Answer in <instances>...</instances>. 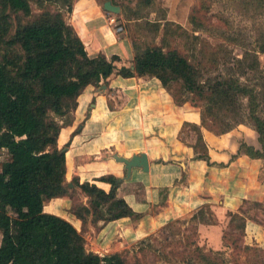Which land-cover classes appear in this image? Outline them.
Masks as SVG:
<instances>
[{
  "label": "trees",
  "instance_id": "1",
  "mask_svg": "<svg viewBox=\"0 0 264 264\" xmlns=\"http://www.w3.org/2000/svg\"><path fill=\"white\" fill-rule=\"evenodd\" d=\"M63 1L70 13L71 0ZM142 1L143 5L149 3ZM20 14L29 19L21 20ZM31 14L30 0H0V150L9 156L0 168V264H128L120 252L99 256L85 248L89 216L93 223H108L133 215L127 203L116 197L119 182L114 176L98 179L110 184L108 192L94 183L72 182L89 199L85 206L72 195V213L82 222L80 231L43 209L45 203L68 194L65 147L57 146L61 128L71 123L82 91L88 86L98 87L116 68L103 55L87 54L62 10L44 7L39 15L30 18ZM190 23L195 31L205 30L193 14ZM167 26L164 34L170 30ZM173 26L171 35L179 30L178 36L188 37L179 26ZM133 47V68L122 67L118 75H152L169 93L177 84L178 89L170 93L174 102L182 105L188 102L184 95H191V101L199 103L198 127L215 135L229 132L232 122L244 115L260 147L241 142L238 152L264 160V117L259 114L264 110V81L257 90L234 76L203 80L201 68L176 48H170L164 36L160 45L140 48L134 43ZM258 52L264 53V45ZM251 57V52L245 50L237 60L242 74L245 68H258V58ZM198 157L208 161L206 148ZM229 218L228 229L239 234L223 231L224 247L232 245L243 254L260 252L257 244L238 246L244 238L246 220L238 213H230ZM190 220L196 225L216 221L209 207L199 209ZM188 256L201 264L228 263L224 252L198 246L188 251Z\"/></svg>",
  "mask_w": 264,
  "mask_h": 264
},
{
  "label": "crops",
  "instance_id": "2",
  "mask_svg": "<svg viewBox=\"0 0 264 264\" xmlns=\"http://www.w3.org/2000/svg\"><path fill=\"white\" fill-rule=\"evenodd\" d=\"M103 4L74 0L68 13L67 23L87 54L103 55L116 69L98 87L82 91L71 123L61 128L57 146L65 147L68 194L45 203L44 212L80 231L82 222L72 213L74 197L85 206L89 199L72 182L94 183L108 192L110 184L98 179L112 175L119 182L116 197L127 203L133 215L108 223H93L89 216L84 233L87 251L118 252L119 246L147 237L183 216L192 217L202 207H209L216 221L199 223L198 232L213 238L215 249L223 247L230 213L245 218L244 240L264 248V221L243 211L246 203L264 204V160L238 152L241 142L258 148L254 130L238 125L215 135L203 129L208 161L200 159L194 140L183 137L186 126H200L199 109L188 102L177 105L152 75L124 78L117 74L122 67L132 69L134 47L124 34L121 18L106 12ZM118 26L121 33H116ZM139 154L146 155L147 171L132 168L126 178L124 164L113 156L130 159Z\"/></svg>",
  "mask_w": 264,
  "mask_h": 264
},
{
  "label": "rangeland",
  "instance_id": "3",
  "mask_svg": "<svg viewBox=\"0 0 264 264\" xmlns=\"http://www.w3.org/2000/svg\"><path fill=\"white\" fill-rule=\"evenodd\" d=\"M73 1H70L71 6ZM99 1L100 3L111 1L113 5L120 8V13L117 16L121 18L124 34L132 44L135 43L140 48L147 45H160L164 36L165 43L170 48H176L189 57L192 63L201 68L203 80L211 77L223 79L234 76L243 84L249 87L255 86L257 90H260V85L264 81V53L258 52L260 46L264 45L263 1L149 0L147 5H143L144 1L142 0ZM30 5L32 9L30 18L39 15L45 7L51 11L62 10L67 21V7H65L63 0H30ZM192 14L203 24L205 30H194L192 23H190V15ZM18 18L23 21L29 19L21 14L18 15ZM166 23H168L169 32L174 30L173 25H177L189 34L188 37L178 36L179 30L176 31L175 35H171L169 32L164 34ZM245 50L251 52L252 59L258 58L259 66L255 69L245 68L242 74L237 60L242 58ZM10 55L14 56L15 53ZM248 63L250 64L251 60ZM177 89L178 85L173 84L169 91L174 93ZM183 98L200 111L199 103L197 105L191 101V95H184ZM243 102L245 103V100ZM259 114L264 117V110L259 111ZM232 123V129L238 125H245L254 130L244 115ZM195 126H186L183 137L189 142L194 140L196 152H204L203 127ZM254 136H257L256 132ZM248 140L250 139L248 138ZM257 146L260 147L259 144ZM8 159L7 152L0 150V168L2 163ZM243 211L250 218H255L260 222L264 221V204L246 203L243 205ZM190 218V216H183L157 229L147 237L126 246L121 245L118 252L123 255L128 264H201L198 259L190 261L188 256V251L198 246L206 250L224 252L227 264H264L262 247H259L261 248L260 252L253 251L246 254L234 250L232 245L229 247L223 245V247L215 249L217 243L214 239L201 236L198 232V225ZM227 225L224 231L226 230L227 233L234 236L239 234L238 231H230ZM190 242L193 243L190 245ZM243 243L255 246L254 241L249 242L248 239L244 240V238L238 241V246L244 245ZM108 254L111 252L100 251V255H98Z\"/></svg>",
  "mask_w": 264,
  "mask_h": 264
},
{
  "label": "water",
  "instance_id": "4",
  "mask_svg": "<svg viewBox=\"0 0 264 264\" xmlns=\"http://www.w3.org/2000/svg\"><path fill=\"white\" fill-rule=\"evenodd\" d=\"M103 9L106 12L112 13V14H118L120 13V8L118 6H115L112 4L111 1H105L103 4ZM133 68V66H132ZM118 162H121L124 164V167L127 171L126 178L130 177V173L132 168H141L142 171H147L148 169V164H147V158L145 154H139V155H134L130 159L122 158V157H117L113 156Z\"/></svg>",
  "mask_w": 264,
  "mask_h": 264
},
{
  "label": "built area",
  "instance_id": "5",
  "mask_svg": "<svg viewBox=\"0 0 264 264\" xmlns=\"http://www.w3.org/2000/svg\"><path fill=\"white\" fill-rule=\"evenodd\" d=\"M113 21V19L111 20V22ZM113 23V22H112ZM122 32V27L121 26H118L116 28V33H121Z\"/></svg>",
  "mask_w": 264,
  "mask_h": 264
}]
</instances>
